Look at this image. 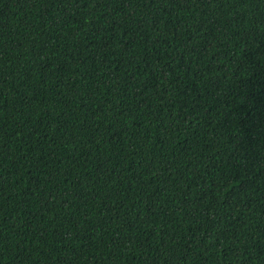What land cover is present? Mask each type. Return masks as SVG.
<instances>
[{"label":"trees","instance_id":"16d2710c","mask_svg":"<svg viewBox=\"0 0 264 264\" xmlns=\"http://www.w3.org/2000/svg\"><path fill=\"white\" fill-rule=\"evenodd\" d=\"M0 264H264V0H0Z\"/></svg>","mask_w":264,"mask_h":264}]
</instances>
